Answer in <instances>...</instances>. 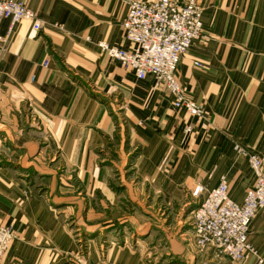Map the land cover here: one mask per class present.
<instances>
[{
  "label": "crops",
  "instance_id": "obj_1",
  "mask_svg": "<svg viewBox=\"0 0 264 264\" xmlns=\"http://www.w3.org/2000/svg\"><path fill=\"white\" fill-rule=\"evenodd\" d=\"M16 1L42 29L0 25V224L17 235L5 263L264 264V209L251 223L253 252L234 261L196 245L192 196L226 177L243 203L254 186L264 0H198L203 33L177 76L202 119L102 51V41L130 48L128 0Z\"/></svg>",
  "mask_w": 264,
  "mask_h": 264
},
{
  "label": "built area",
  "instance_id": "obj_2",
  "mask_svg": "<svg viewBox=\"0 0 264 264\" xmlns=\"http://www.w3.org/2000/svg\"><path fill=\"white\" fill-rule=\"evenodd\" d=\"M128 5L123 29L130 48L102 41L99 43L102 51L134 71L138 79L154 77L156 84L165 87L174 97L176 108L205 118L204 106L185 93L177 76L182 58L203 33L202 8L198 0H128ZM5 19L11 20L12 29L23 20L35 21L34 29H42L36 11L21 1L0 0V25ZM7 40L8 35H0V51ZM195 64L201 66L199 62ZM248 160L255 182L246 192L243 203L231 198L226 177L212 189L198 185L192 192L197 203L200 202L193 211L196 245L200 249H213L218 256L234 261L253 252L249 242L251 223L264 209V158L250 153ZM16 236L12 226L0 224V264H6L5 256ZM79 243L83 251L80 239ZM258 262L262 263L263 259L259 258Z\"/></svg>",
  "mask_w": 264,
  "mask_h": 264
},
{
  "label": "rangeland",
  "instance_id": "obj_3",
  "mask_svg": "<svg viewBox=\"0 0 264 264\" xmlns=\"http://www.w3.org/2000/svg\"><path fill=\"white\" fill-rule=\"evenodd\" d=\"M200 204V202L198 203V205ZM197 207V206H196ZM81 236V237H80ZM79 237H78V240L80 239L81 240V243H82V245H84V237H83V235L81 234ZM83 250H84V246H83ZM85 255L83 254V252H82V249L80 248V260L81 261H83V260H85V257H84Z\"/></svg>",
  "mask_w": 264,
  "mask_h": 264
}]
</instances>
